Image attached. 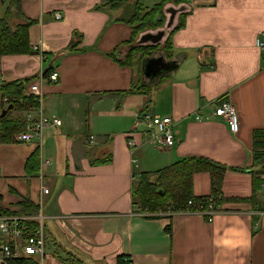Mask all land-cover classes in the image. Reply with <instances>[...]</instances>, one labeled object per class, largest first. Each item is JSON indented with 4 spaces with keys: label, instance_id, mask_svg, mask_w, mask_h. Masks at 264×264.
<instances>
[{
    "label": "crops",
    "instance_id": "0c3cea01",
    "mask_svg": "<svg viewBox=\"0 0 264 264\" xmlns=\"http://www.w3.org/2000/svg\"><path fill=\"white\" fill-rule=\"evenodd\" d=\"M107 1L20 2L37 21L29 28L35 52L0 57V85L37 77L27 92L40 106L22 117L41 114L61 125L29 143L0 144V218L27 219L32 230L42 225L44 255L30 256L38 264H264V211L246 201L264 171V53L255 47L264 0H182L181 27L174 30L172 16L152 42L170 36L171 58L136 54L129 66L115 59L134 49L131 29L118 20L120 10H96ZM161 1L141 6L146 12ZM4 6L0 0V16ZM155 59L174 69L146 78L144 63ZM221 98L238 114L235 135L212 115ZM3 101L0 93V114ZM142 112L173 120L172 148L149 141L137 124ZM186 158L225 167L220 213L210 223L191 211L136 213L131 193L139 174ZM192 191L209 197L210 175L193 174ZM257 198L264 208L260 187ZM0 241H8L1 232Z\"/></svg>",
    "mask_w": 264,
    "mask_h": 264
},
{
    "label": "trees",
    "instance_id": "16d2710c",
    "mask_svg": "<svg viewBox=\"0 0 264 264\" xmlns=\"http://www.w3.org/2000/svg\"><path fill=\"white\" fill-rule=\"evenodd\" d=\"M141 0L134 2L133 8L126 9L124 5L129 4L127 0H108L103 6L97 7L96 10H121L122 14L118 20L127 24L131 29V40L129 44H134L133 50H130L128 56L122 60L115 59L123 66H129V60L136 54L140 55V59L147 58L152 51H163L167 48L171 49L170 36L164 42V45L137 46L135 41L139 39L140 34L147 31H155L162 29L165 23L163 16L164 7L171 3L180 4V0H163L154 5L149 11L143 13ZM21 0H5V6L0 16V57L6 55L33 54L35 51L29 45V28L36 24L37 21L27 19L20 8ZM123 5V7H122ZM181 21V22H180ZM183 20L181 17L179 23L174 30L179 29ZM161 33L155 36L145 34L140 38L141 41L146 40L158 42ZM71 42L67 51L74 49ZM133 52V53H132ZM132 53V54H131ZM171 58V54L167 55ZM51 69L45 71L44 76H50ZM37 77L23 78L20 80L2 83L0 85V93L2 99H7V107L10 110L7 114L0 118V144H12L17 142V136L26 130V122L22 117V112L38 108L40 100L27 92L28 84ZM143 87H141L142 89ZM108 159L106 163H109ZM225 167L199 158H186L166 168L156 172H144L139 174V179L132 189V203L142 213L153 214L158 212H167L170 207L172 212L183 211L188 201L205 203L202 200H212L219 209L226 199L221 197V185L225 173ZM208 173L211 179V193L209 197H194L192 191V176L195 173ZM262 180L255 179L253 181V190L251 197L246 201L254 208H261L257 198ZM25 205V204H24ZM6 212H1L0 215ZM33 227V226H32ZM9 264H38L31 257H24L18 260L10 261ZM122 264V261H119Z\"/></svg>",
    "mask_w": 264,
    "mask_h": 264
},
{
    "label": "built area",
    "instance_id": "2783aa9c",
    "mask_svg": "<svg viewBox=\"0 0 264 264\" xmlns=\"http://www.w3.org/2000/svg\"><path fill=\"white\" fill-rule=\"evenodd\" d=\"M56 19L61 17L56 14ZM255 47L264 53V34L259 35L255 39ZM264 61V56H263ZM58 78L57 73H52L49 79L56 82ZM5 108L7 107V99H3ZM212 115L215 118L222 120L226 123L231 134H237L240 129L238 114L227 98L218 99L213 103ZM195 121L209 120L210 118H201L197 115ZM26 122V131L17 136V142L29 143L36 138H40L44 131L50 128H56L61 125V121L55 117H45L41 114L38 116L28 113L24 116ZM173 120L170 117H160L142 112L138 119L137 124L144 127V132L148 135L150 142L154 143L159 149H170L175 144V134L173 131ZM262 184L260 189L264 191V171L260 175ZM44 194L48 190H43ZM205 203L188 201L183 211H191L201 213L206 217L207 222H211L213 218L220 213V210L215 206L212 200H202ZM136 213H142L139 209L135 210ZM168 213H172L170 207L167 208ZM0 232L5 236L8 241H0V263L9 264L10 261L18 260L23 257H43L45 252V233L42 225L36 230H32L27 224V219L18 216H8L0 218ZM125 264H129L128 259H124Z\"/></svg>",
    "mask_w": 264,
    "mask_h": 264
},
{
    "label": "rangeland",
    "instance_id": "374dc122",
    "mask_svg": "<svg viewBox=\"0 0 264 264\" xmlns=\"http://www.w3.org/2000/svg\"><path fill=\"white\" fill-rule=\"evenodd\" d=\"M137 0H127V2H129V4H126V5H124L125 6V8L126 9H131V8H133V5L132 4H134V2H136ZM181 1V3H182V0H180ZM140 3H141V1H140ZM171 3H173L172 1H171ZM180 3V4H181ZM169 4V3H168ZM174 5H172L171 6V8L168 6V5H166L165 7H164V11H163V16L165 17V23H164V26L162 27V30L163 31H167V24L169 23V19L171 20V17L172 16H174V18H176V16H178V22H179V19H180V16H181V14L180 13H183L182 11H184V10H182V7L183 6H180V4H175V3H173ZM122 7H123V5H122ZM122 10V9H121ZM118 11V13L119 14H122V11ZM142 11H143V9H142ZM149 11V10H148ZM147 12V11H146ZM145 12V9H144V11H143V13H146ZM182 18V17H181ZM182 20V19H181ZM161 29H159V30H155V31H147V32H145V33H143V34H140V36H139V39L141 38V37H143V35H145V34H153V35H156L159 31H160ZM139 39H137L138 41H139ZM167 39V38H166ZM166 41V40H165ZM164 41V42H165ZM164 42H163V44L162 45H164ZM135 43H136V41H135ZM138 43H140V41L138 42ZM162 43V42H161ZM134 45V44H133ZM140 46L142 45V46H151V47H154L155 46V44L154 43H152V41H150V42H147V44H139ZM149 52L151 53V54H148V56L147 57H153L154 55H159L160 53H158V52H160V51H150L149 50ZM162 52H164V54H165V56L166 57H168L167 55L169 54V49L167 48V50H163ZM151 115V114H150ZM151 116H153V115H151ZM136 185V184H135Z\"/></svg>",
    "mask_w": 264,
    "mask_h": 264
},
{
    "label": "water",
    "instance_id": "95a60500",
    "mask_svg": "<svg viewBox=\"0 0 264 264\" xmlns=\"http://www.w3.org/2000/svg\"><path fill=\"white\" fill-rule=\"evenodd\" d=\"M162 36V34H161ZM146 40H143L142 42H146ZM155 43V42H154ZM204 59L201 61V65H205L206 63L203 64ZM206 62V61H205ZM172 70L174 68L169 67L167 64H164L161 59H155L152 61H145L144 66H143V72L144 76L148 79H151L157 75H161L169 70ZM11 106L6 107L0 114V118H3L7 112L10 110Z\"/></svg>",
    "mask_w": 264,
    "mask_h": 264
},
{
    "label": "bare ground",
    "instance_id": "6f19581e",
    "mask_svg": "<svg viewBox=\"0 0 264 264\" xmlns=\"http://www.w3.org/2000/svg\"><path fill=\"white\" fill-rule=\"evenodd\" d=\"M30 257V256H29Z\"/></svg>",
    "mask_w": 264,
    "mask_h": 264
}]
</instances>
